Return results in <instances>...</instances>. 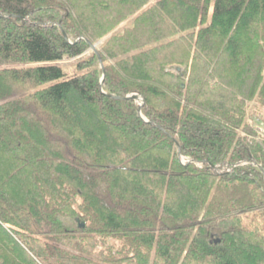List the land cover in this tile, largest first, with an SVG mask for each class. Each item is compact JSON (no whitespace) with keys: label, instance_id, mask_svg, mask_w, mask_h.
Returning <instances> with one entry per match:
<instances>
[{"label":"trees","instance_id":"trees-1","mask_svg":"<svg viewBox=\"0 0 264 264\" xmlns=\"http://www.w3.org/2000/svg\"><path fill=\"white\" fill-rule=\"evenodd\" d=\"M0 13V264H264V0Z\"/></svg>","mask_w":264,"mask_h":264},{"label":"rangeland","instance_id":"rangeland-1","mask_svg":"<svg viewBox=\"0 0 264 264\" xmlns=\"http://www.w3.org/2000/svg\"><path fill=\"white\" fill-rule=\"evenodd\" d=\"M103 42H104L103 40L96 42L98 44L97 45L98 48L103 44ZM90 48L81 56H78V57L66 56L60 62V65L63 66L64 71H66V73L69 76L76 74V71L78 72L76 63L81 57L88 56L91 53L92 48L91 49ZM169 68H178V66L172 65V66H169ZM247 118L250 120L252 126L255 129L256 134L254 138H256L257 140H261L264 143V103L260 104L258 101H255V100L251 101L248 104Z\"/></svg>","mask_w":264,"mask_h":264},{"label":"water","instance_id":"water-1","mask_svg":"<svg viewBox=\"0 0 264 264\" xmlns=\"http://www.w3.org/2000/svg\"><path fill=\"white\" fill-rule=\"evenodd\" d=\"M0 15H1V13H0ZM90 45H91V48H92L95 52H98V50H97V45H98V44H90ZM100 61H101V60H100ZM103 80H104V79H102V83H103ZM111 97H113V98H122V97H118V96H115V95H111ZM125 98H132V99H134V100L140 101L141 104H140V109H139V110H141V108H142V106H143V104H144V102H145L144 99H143V97H142L141 95L137 94V93L130 94V95L126 96ZM213 167H215V166H213Z\"/></svg>","mask_w":264,"mask_h":264}]
</instances>
